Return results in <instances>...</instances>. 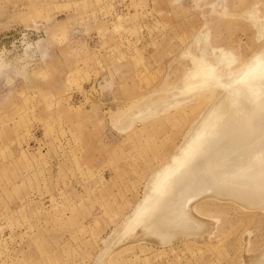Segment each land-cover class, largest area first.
Wrapping results in <instances>:
<instances>
[{
    "label": "rangeland",
    "instance_id": "rangeland-1",
    "mask_svg": "<svg viewBox=\"0 0 264 264\" xmlns=\"http://www.w3.org/2000/svg\"><path fill=\"white\" fill-rule=\"evenodd\" d=\"M219 50L264 52V0H0V264H264L250 196L195 201L197 240L115 234L210 104L171 106L189 57Z\"/></svg>",
    "mask_w": 264,
    "mask_h": 264
},
{
    "label": "bare ground",
    "instance_id": "bare-ground-1",
    "mask_svg": "<svg viewBox=\"0 0 264 264\" xmlns=\"http://www.w3.org/2000/svg\"><path fill=\"white\" fill-rule=\"evenodd\" d=\"M224 53L213 56L218 65L208 63V55L189 57L193 67L185 72L181 91L173 92L171 106L206 91L210 104L176 152L152 175L145 195L115 231L117 238L133 239L145 232L151 242L168 243L181 234L197 240L203 235L199 228L212 225L195 212L198 199L235 198L244 203L250 196L255 206L264 208V52L235 72L221 69L232 62ZM103 256L97 264H105ZM256 261L264 262V251Z\"/></svg>",
    "mask_w": 264,
    "mask_h": 264
}]
</instances>
